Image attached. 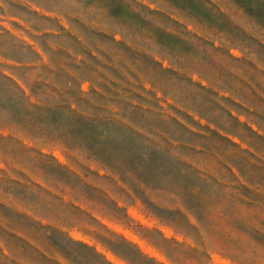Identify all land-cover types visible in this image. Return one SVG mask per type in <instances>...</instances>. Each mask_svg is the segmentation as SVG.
Listing matches in <instances>:
<instances>
[{"label":"rangeland","instance_id":"374dc122","mask_svg":"<svg viewBox=\"0 0 264 264\" xmlns=\"http://www.w3.org/2000/svg\"><path fill=\"white\" fill-rule=\"evenodd\" d=\"M126 3L0 0V264H264V0Z\"/></svg>","mask_w":264,"mask_h":264},{"label":"trees","instance_id":"16d2710c","mask_svg":"<svg viewBox=\"0 0 264 264\" xmlns=\"http://www.w3.org/2000/svg\"><path fill=\"white\" fill-rule=\"evenodd\" d=\"M110 1V5H107L108 9H110V14L111 13H115V14H118V18H119V13H121V10H124V9H129V6L127 5L126 2L128 1H131L132 0H109ZM133 3L137 4L136 2L133 1ZM114 14V15H115ZM134 18H131L130 19V22L131 20H133ZM119 20V19H118ZM121 20V19H120ZM119 22V21H118ZM132 29H133V26L131 25V23L128 24ZM73 27L75 29H79L80 30V34L82 35V31L81 29L82 28H79L75 25H73ZM118 31L123 35L125 36V33L121 30H124L123 29V25L121 23H118ZM84 36V35H83ZM79 36L76 37L74 40L77 41L79 43V40H78ZM250 38L251 40L260 45V46H263L261 39H259V36L258 35H250ZM35 54L37 56H39L41 58V56L35 52ZM55 54V53H54ZM91 58V55H88V58ZM65 60H74V61H77V58H74L72 55L64 52V51H60L59 53H56L55 54V58L53 56H50V61L52 64L56 65V67L58 68V72H56L54 69H50V73H53L56 77V80L57 79H61V78H64V79H67L68 80V84L70 83V81H74L75 78L73 77H70L69 74L67 72H65V67L66 68H72L74 67L73 64H68V63H65ZM58 62H60L58 64ZM84 64V62H81ZM87 65V64H86ZM76 66V69H79L81 66L79 65H75ZM64 67V68H62ZM88 68H90V65H87ZM47 69V67H46ZM0 75L4 78V80H7L9 82H11L15 87L16 89L19 91L20 95H21V102H22V106L25 107V105L27 106V102L30 103V97L27 95V92L17 83V81H15L12 77H9L7 75H5L3 72H0ZM29 86V85H28ZM30 90L32 92V94H34V91L33 89L30 87ZM54 92H56L59 96H62L65 92L64 90H60L58 91L57 89H53ZM56 102V101H54ZM77 106H78V109H74L73 108V104L72 102H68L66 100H62V101H59L57 102L55 105H52L49 106L48 110L49 112H52L53 114L55 115H69L70 117H74V119H76V121L74 122L75 124H79L77 120H81V121H84L85 118L84 116L82 115V113L80 112L81 111H84L82 106L79 105L78 103H75ZM29 105H33L34 107H36L37 109H41L39 108L38 106L34 105V104H29Z\"/></svg>","mask_w":264,"mask_h":264}]
</instances>
